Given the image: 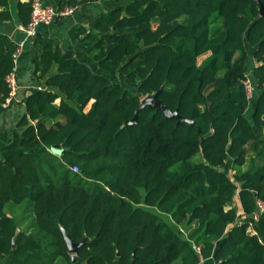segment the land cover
I'll return each mask as SVG.
<instances>
[{
	"label": "trees",
	"instance_id": "16d2710c",
	"mask_svg": "<svg viewBox=\"0 0 264 264\" xmlns=\"http://www.w3.org/2000/svg\"><path fill=\"white\" fill-rule=\"evenodd\" d=\"M10 1L0 0V21L11 19ZM16 1L27 25L31 5ZM260 8L256 0H132L71 30L100 72L73 50L35 39L34 76L45 88L31 91L23 130L0 159V264H264L263 237L250 221L264 202V175L256 192L238 193L247 218L234 206L238 184L264 156ZM15 50L0 33V113ZM250 60L260 91L252 116ZM160 90V101L197 127L149 107L129 124ZM26 201L28 225L8 209ZM259 222L264 229V213ZM65 234L81 243L74 254Z\"/></svg>",
	"mask_w": 264,
	"mask_h": 264
},
{
	"label": "crops",
	"instance_id": "0c3cea01",
	"mask_svg": "<svg viewBox=\"0 0 264 264\" xmlns=\"http://www.w3.org/2000/svg\"><path fill=\"white\" fill-rule=\"evenodd\" d=\"M28 0H22L27 2ZM74 0H41L44 6H53L56 8H62L66 5H70L69 2ZM80 1V0H77ZM132 0H100L96 3L79 6L75 14L66 18H59L54 23L49 25H41L37 30V38H43L49 40L54 45H58L60 48L65 50H73L76 53V57L83 63L87 64L90 68L100 72L97 69L96 63L88 55V48L82 46L78 40L74 39L71 35V30L78 26L87 27L89 24L99 17L101 14L110 11L117 7H123ZM11 19L7 21H0V33L9 37V39L17 45L20 42H24L23 48L20 52L19 57L15 62L14 74L16 78L17 88L12 99V104L9 108L4 109L0 113V159L9 155L11 152L8 150L14 135L21 133L22 128L18 126L20 120L26 114V101L30 96L33 89H42L44 87L45 80L38 82L35 80L34 68H35V57L33 42L34 40H26L25 34L22 31L24 24L19 18L18 3L16 0H11L9 5ZM2 11V8H0ZM253 50L250 49V56H252ZM211 54L208 53L198 59V64L208 58ZM256 64L250 60L249 63V74L251 76L252 70ZM56 67L52 70V75L55 74ZM105 74V73H104ZM110 76V74H105ZM255 87V86H254ZM260 91L255 87L254 99L250 105V115L252 116L255 107V100L258 97ZM57 104L60 100H57ZM92 103V102H91ZM91 103L88 106V111L91 107ZM253 155L248 156L247 163L240 169L242 172L248 171L252 166ZM257 163L260 168L252 175V177L242 184H238V192L234 198V206L237 209L239 220L242 221L246 216L243 214V209L239 200V191L243 188H248L252 191H257L260 186V178L264 175V156L261 157ZM237 170L232 171L234 175ZM232 175V176H233ZM251 221V227L254 226V233H258L263 237L264 241V229L262 228L259 221ZM205 264L208 261L204 262ZM211 264V263H210Z\"/></svg>",
	"mask_w": 264,
	"mask_h": 264
},
{
	"label": "built area",
	"instance_id": "2783aa9c",
	"mask_svg": "<svg viewBox=\"0 0 264 264\" xmlns=\"http://www.w3.org/2000/svg\"><path fill=\"white\" fill-rule=\"evenodd\" d=\"M28 3L31 5V17L27 25L22 27V31L25 34L26 40H34L37 37V30L41 25H49L54 23L59 18L70 17L79 8L78 5H66L62 8H56L53 6H44L41 0H28ZM24 42H20L13 54L14 61L16 62L17 58L20 55V52L23 48ZM7 84L10 89V96L2 104L4 109H7L12 104L13 96L16 92L17 83L14 72L7 76ZM245 90L247 97L250 101L254 99L255 87L250 78V74H247V78L244 81ZM72 171L78 173L80 171L78 166H73ZM264 213V202L262 200L257 201V209L253 214L252 219L254 221H259L261 214ZM194 249L199 253L200 247L194 246Z\"/></svg>",
	"mask_w": 264,
	"mask_h": 264
},
{
	"label": "water",
	"instance_id": "95a60500",
	"mask_svg": "<svg viewBox=\"0 0 264 264\" xmlns=\"http://www.w3.org/2000/svg\"><path fill=\"white\" fill-rule=\"evenodd\" d=\"M256 1L261 6L260 14H261V16H263L264 15V4L258 0H256ZM160 92H161V90L158 91L154 95L145 97L142 100L141 105L136 110L134 119L132 121H130L129 124H134L137 121L139 112L142 109L149 107L151 109H155V110L163 113V115L169 119L177 120L178 124L187 123V124L194 125L197 127V124L194 121H192L191 119L184 118L181 115H179L178 112H172L167 106H165L164 103L162 101H160V99H159ZM263 125H264V117H263ZM198 133L201 134V131L199 128H198ZM51 150L54 153H59L61 151V148L59 146H54V147H52ZM122 201H124V200H122ZM65 238L67 240L69 252L74 254L81 243L80 244H73L72 241L70 240V237L67 234H65ZM15 241H16V236L13 239V248L15 247ZM73 262H76V258H74V257H73Z\"/></svg>",
	"mask_w": 264,
	"mask_h": 264
},
{
	"label": "rangeland",
	"instance_id": "374dc122",
	"mask_svg": "<svg viewBox=\"0 0 264 264\" xmlns=\"http://www.w3.org/2000/svg\"><path fill=\"white\" fill-rule=\"evenodd\" d=\"M112 76H113V78H115L114 74H112ZM250 78H251V76H250ZM249 115H250V112H248V116ZM257 131L261 136H264V128L263 129L258 128ZM192 161L193 162H201L202 161V155L198 154L196 157H194V159ZM229 175L232 177L233 174L231 172H229ZM8 209L10 211H12L13 214H16L17 219L24 221L26 223V225L31 224L33 222V209H32L30 201H26L20 205L9 204ZM151 211L155 212V210H153V209H151ZM251 229L255 230L254 226L251 227ZM173 264H181V261L177 260Z\"/></svg>",
	"mask_w": 264,
	"mask_h": 264
}]
</instances>
